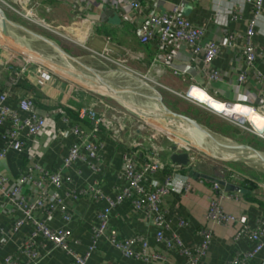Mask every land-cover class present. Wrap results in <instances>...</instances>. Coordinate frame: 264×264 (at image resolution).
<instances>
[{"label":"crops","instance_id":"0c3cea01","mask_svg":"<svg viewBox=\"0 0 264 264\" xmlns=\"http://www.w3.org/2000/svg\"><path fill=\"white\" fill-rule=\"evenodd\" d=\"M254 1L250 0V2L246 1V3L240 4V2L234 0H187L186 3L182 0H142V9L138 14H133L129 10L120 7L118 0H50L42 4L39 16L45 20L49 28L62 27L67 36L74 39L88 38L87 47L93 51L102 53L107 46L106 42H110L108 47L112 51L111 58L124 60L125 65L131 71L151 79L155 83L152 86L155 85L154 87H157L156 90L160 93L171 96H175L174 94L186 96L189 95L190 88L193 86L203 90L195 89L190 94L194 99L197 98V100L204 102L203 100L209 96L211 100L208 104L229 102L247 108L264 118L262 112L264 107V81H258V73L264 77V0L262 17L253 38L255 46L259 50L255 69L246 65L245 57L240 47L238 48L252 18L251 2ZM175 6H180L186 18L204 32L206 41L222 45L230 34L238 36L236 48L223 47L220 55L211 65L212 69L218 70L221 80L212 83L206 81L204 63L201 58L193 57L190 47H180L178 45L160 47L157 44L143 45L140 42L139 29L148 16L155 11L167 12ZM233 11L237 14L236 19L231 14ZM13 26L26 34L41 39V37L26 30L25 27L15 24ZM1 35L3 40L8 42L17 40V36L11 34L10 30H8V36H4L2 31ZM58 38L61 40L60 37ZM23 40L27 43L26 50L21 47L20 49L17 47L6 49L0 46V63H6L14 57V65L20 68L24 65L25 60L17 54H23L29 59L43 63L45 59L40 60L36 58L37 55L29 51L35 49L33 45H30L29 41ZM54 43L58 45L57 42ZM59 44L62 45L61 42ZM66 44L68 47H64L66 50L68 49L67 51L63 47L61 48L68 55L70 54L72 58L74 56H85L86 53L90 54L89 51L76 46L75 43L66 42ZM54 49L61 54L56 48ZM61 56L64 57L62 54ZM44 62H47V60ZM31 66L29 68L34 69ZM52 67L59 72V75L62 74L66 78L67 74L69 78L61 79L60 76H55L48 86L41 88L37 84L36 76L32 74L11 94L15 95L9 100L12 109H18L17 96L31 97L36 100L38 107L43 109L41 112L49 116L46 129L38 139L29 142L22 153L9 150L7 157L1 162L0 172L9 178L11 186L16 184L20 174L33 168V166L39 165L50 172H56L62 166L63 159L68 154L74 138L70 137L64 140L58 137V131L66 129L61 117L66 116L73 123H78V110L96 99V96L86 95L87 93L78 91L74 87L76 81L70 66L65 72L58 70L56 65H52ZM82 67L87 69L83 65ZM112 67L111 70L116 76L127 75L126 77H129V80L135 85L145 87L140 80L130 78L128 74H123L124 72L118 66L113 65ZM172 68H178L186 72V78L181 79L174 76L171 73ZM69 71L71 74L68 73ZM108 73L109 71L105 70L101 74ZM241 73L246 75L244 83L238 81V76ZM6 79L7 74L0 67V94L6 91ZM102 88H106L111 95L117 94L116 92L119 95L124 93L111 88L108 84ZM114 97L118 98L119 101L122 100L120 99L121 96L115 95ZM177 99L182 100L184 103H191L188 99L178 97ZM176 101L178 100L171 99L172 104H176ZM111 104L116 106L113 102ZM169 110L173 112L171 109ZM173 110L175 111L177 108L174 107ZM21 116L24 117L23 114ZM136 120V118H130L131 127L135 126ZM226 121L230 123V121ZM253 123L257 125L259 118L253 119ZM82 125L87 131L89 130L86 123ZM134 129H127L123 135L127 142L130 141L129 145L119 144L107 132L100 134L99 140L104 143V149L100 154L103 163L100 174H92L87 166L79 163L70 171L74 178L72 185L66 186L62 190L51 188L65 200L73 215L72 223L66 226L58 212L51 216L43 215L41 212L37 214L39 218L45 219L52 229L65 227L70 229L72 231L71 247L79 255H83L90 245L92 229L98 225V213L106 208L108 204L86 197L68 198L66 197L68 190L82 189L89 184L97 183L106 196L115 198L122 192L126 184L125 180L121 178L124 170V155L128 152H138L139 155L136 160L138 165L141 166L145 161V157L151 155L152 144L164 149L161 155L164 161L173 163L170 157L175 152V143L168 142L160 135H156L155 139L149 141L148 132L136 133ZM3 131V128L0 127V151L6 148L2 139ZM242 132L238 127L237 131L235 130L238 138L239 136L245 138ZM246 137L256 145V149L251 147L249 143L237 142V144L251 147L264 157V139L247 132ZM134 141L142 144L135 149L133 148ZM197 152L199 154L198 162L186 169L184 174L191 182L190 192L187 194H172L165 198L163 202V209L172 220L170 229L165 230L164 233L168 238H172L173 234L178 235L187 247L198 246L201 243L199 231L207 225L205 216L209 208V200L214 195L212 191L213 179L237 186L241 189L240 192H227L225 187L221 185L227 193L233 194L236 198L224 201L223 209L226 213L235 216L237 222L226 227H214L212 245L206 257L202 260V264H231L237 253L247 252L253 248V244L247 236H243L239 240L236 239V234L241 226H249L250 229L254 230L261 222H264V162L257 157L254 160L256 159L259 162H255L253 168H244L245 166L242 164L239 165L228 159H218L210 156L211 154H207L205 150ZM247 157H249V160L252 159L250 156ZM228 170L234 172L240 179L230 178L229 173H227ZM78 171H81V174H78ZM191 171H195L205 176V178L200 176L193 179L190 176ZM165 177V173L160 172L152 176L151 180L163 184ZM147 187H150L149 183ZM28 189L29 199L34 200V189L32 186H28ZM20 217H22L21 212L15 210L6 196L0 193V264H6V259L15 256L19 248L32 236L33 229L29 225H25L18 232H14V222ZM179 218L185 220L188 226L181 228L178 225ZM110 227L117 232L122 240L136 236L146 238L149 243V253L157 251L165 254L168 261L173 264H185L186 262V259L180 256L178 252L167 251L164 244L157 241V227L143 211L136 210L130 200H125L123 204L112 211ZM45 244V248L41 246V242L38 241L37 244L39 251L46 255L39 264H72V259L65 253L54 250L53 245L48 242ZM135 250L141 252L142 247L139 245ZM48 252L50 254L47 255ZM24 263L25 259L23 258ZM89 264H162V262L126 259L108 241L102 240ZM249 264H264V251Z\"/></svg>","mask_w":264,"mask_h":264},{"label":"built area","instance_id":"2783aa9c","mask_svg":"<svg viewBox=\"0 0 264 264\" xmlns=\"http://www.w3.org/2000/svg\"><path fill=\"white\" fill-rule=\"evenodd\" d=\"M46 1L50 0H0V8L4 11L5 15L6 12L10 11L17 18L38 26H47L45 20L39 17V10ZM234 1L240 2V4H244L246 1L250 2V0ZM182 2L186 3L187 0H182ZM118 4L133 14H138L142 9V0H118ZM251 5L252 18L242 38V43H240L238 48L240 47L245 57L246 65L249 68L255 69L259 50L255 46L253 38L262 17L263 0H255L251 2ZM231 14H233L235 19L237 18V14L234 11ZM51 29L55 35L66 40V42L75 43L76 46L89 51L95 59H103V61L105 60L111 65L118 66L130 78L140 80L145 86L150 87L152 84H155L151 79L131 71L125 65L124 60L111 58L112 51L108 47L110 42L107 41V46L104 51L99 53L87 47L88 38L82 40L74 39L67 36L62 27H52ZM204 37V32L186 18L180 6H175L167 12H152L139 29V40L143 45L153 43L160 47L168 45L190 47L193 57L201 58L204 63V77L206 81L208 83L217 82L221 80L220 73L218 70L212 69L211 65L220 55L223 47L230 49L236 48L238 36L236 34H230L222 45L206 41ZM17 55L22 56L25 60L24 65L20 68L14 65V57L6 63H0L1 69L7 74L5 81L6 91L0 94V127L4 130L2 139L6 146L5 149L0 151V164L7 157L9 150L22 153L29 142L38 139L46 129L47 119L49 117L39 110L36 101L31 97L17 96L18 109H12L9 105V100L11 97H15V95H11L13 90L18 88L32 74L36 76L37 84L41 88H45L52 82L55 76H59L58 73L54 72L53 68L51 69L46 64L29 59L23 54ZM30 66L34 69H30ZM88 71L92 76L95 75L97 77L99 75L97 71L90 68ZM171 73L181 79H185L187 76L186 72L178 68H172ZM238 81L239 83H244L246 81V75L244 73L239 74ZM258 81H264V77L259 73ZM74 87L78 91L85 93L90 91L94 93L92 95L96 96V99L89 105H84L78 110V123H73L66 116L61 117V121L66 125V129H60L57 133L58 137L64 140L70 137L74 138L73 143L69 147L68 154L63 159L62 166L56 172H50L39 165L33 166V168L20 174L16 184L12 186L10 185L9 178L0 172V193L5 195L13 208L22 214V217L16 219L14 222V232H18L25 225H29L33 229L31 238L19 248L15 256L6 259V264H23V258L25 259L24 264H39L46 255H43L39 251L37 247L38 241L41 242V246L44 248L46 247L45 243L48 242L53 245L54 250L65 253L72 259V264H89L102 240L108 241L126 259L142 260L145 262L156 260L162 262V264H173L168 261L165 254L157 251L149 253V243L146 238L136 236L122 240L119 238L117 232L110 227L112 211L123 204L125 200H130L136 210L143 211L147 218L152 220L157 227L156 239L158 242L164 244L167 251L178 252L180 256L186 259L185 264H202L203 258L206 257L212 245L214 227H226L237 222L235 216L226 213L223 209L224 201L236 198L233 194L227 193L219 183L214 182L212 186L214 195L209 200V208L205 216L207 225L199 231L201 243L198 246L187 247L178 235L173 234L172 238L165 236L164 231L170 229L172 224V220L168 217L167 212L164 211L162 206L165 198L172 194H187L192 188L191 182L184 174L186 173V169L198 162L199 154L195 152V146L190 144L181 145L174 140L176 144L174 153H186L189 160L187 166L164 161L160 155L161 152H164V149L153 144L151 145V155L145 157V161L141 166L138 165L136 160L139 155L138 152H128L125 154L123 157L124 170L121 178L125 180L126 184L122 192L115 198L106 196L97 183L89 184L82 189L67 191L66 197L68 198L77 199L79 197H86L108 204L106 208H103L98 213V225L93 227L91 243L83 255L77 254L72 249V231L70 229L67 227L52 229L48 226L45 219L39 218L37 215L39 212L47 216L58 212L62 220L66 223V226L73 222V215L65 200L58 193L51 190V188L62 190L66 186L72 185L74 178L70 174V171L79 163L87 166L92 174L97 175L101 173L103 163L100 154L104 149V143L99 140L100 134L107 132L116 142L122 145H129L123 135L127 129L132 130L133 128H135L136 133L148 132L149 141L155 139L156 135L160 134L172 139L164 130H156L152 125L145 124L141 120L143 118L141 115L147 111L144 112V110L133 105V107L137 108V111H135V108H128L116 97H110L108 94H103L94 89H86L79 84ZM154 88L152 90L156 94L157 102L164 108L162 104L163 97L156 90L157 88ZM159 89L162 90L161 88ZM195 89L201 90L191 86L189 95H174L178 98H184L190 100V102L198 103L190 99L192 97L190 94ZM108 99L119 103L124 110L111 104V101ZM120 99L123 98L120 97ZM221 104L227 107V109L237 106L229 102ZM262 112L264 114V107L262 108ZM22 114L24 117L21 116ZM131 117L137 119L134 127H131V123H129ZM165 120L167 121L166 118ZM85 123L89 127L88 131L83 128L82 124ZM148 127L156 131L151 133L152 131ZM249 131L264 139V129L258 131L255 127H252ZM141 144V142L134 141L133 148L137 149ZM160 172H164L166 175L163 184L151 180L152 176ZM227 173H229L230 178L235 180L240 179L230 170ZM78 174H81V171H78ZM148 183L150 187H147ZM28 186H32L34 189V200L29 199ZM178 225L184 228L188 226V223L179 218ZM243 236L249 238L253 244V248L247 252L237 253L231 264H249L264 251V222H261L254 230L250 229L249 226L242 225L236 234V239L239 240ZM139 245L142 247L141 252L135 250ZM48 254L50 253L48 252Z\"/></svg>","mask_w":264,"mask_h":264},{"label":"rangeland","instance_id":"374dc122","mask_svg":"<svg viewBox=\"0 0 264 264\" xmlns=\"http://www.w3.org/2000/svg\"><path fill=\"white\" fill-rule=\"evenodd\" d=\"M6 15H7V18L9 21H11L12 23H14L17 26L20 25L22 27H25L26 30L31 31V33L41 37V39L36 38L34 36H31L28 33L26 34L22 30L17 29L16 26L14 27L13 25L9 24L10 26H7V28H8V30L11 31V34H14L15 36H17L16 37L17 40L9 41V42L6 40H3V38H2L3 36L1 35L2 26H1V22H0V42H1L0 46H2V48L4 47L7 49L8 47L10 48V46H11V47H17L19 49L21 47V48H24L26 50L27 43H25L23 40V39H25V40L29 41L30 45H33V48H35V49L29 50V51L31 53H33L34 55H37L36 58H38L40 60H43V59L47 60V62H44L45 61L44 60L43 63L46 64L48 67L51 66L50 67L51 69L53 68L52 65L59 66V65H63V64L68 63L67 65H69L72 68V72L74 73L73 74L74 79L79 81L80 83L86 82L83 84L90 85V86H92V85L96 86L98 83L108 84L111 88H113L117 91H120V92L123 91L124 93L120 95L123 99H125L131 105H134V106L138 107L139 109L144 110V112L145 111L148 112V113L145 112V114L141 115L143 117L141 120L145 124L147 123L148 125L149 124L152 125L156 130L157 129L169 130V131H173L177 134L181 133L185 137L189 136V135H187V133H185L181 129V127L179 126L178 123L174 124V122H170L168 120L166 121L165 118L161 117L162 116L161 114H160L161 116L158 115L159 113L157 114L156 111H158L157 110L158 107L160 109L162 107L157 102L156 94L153 92L152 89H149L146 86L144 87L143 85L142 86L141 85H135L133 82H131L129 80V77H126L127 75H123L122 77L116 76L114 74V72H110V71H112L111 68H113L112 67L113 65L109 64L105 60L103 61V59H101V60L95 59L90 54L86 53L85 56L83 55L80 57L74 56L75 58L73 57V59H75V61H77L79 64L74 62L73 60L68 58L66 55H63L61 53L64 56V57H62L61 54H59L54 49L53 46L48 44V42H52V43L57 42L60 47H62V45H64L65 47L66 46L68 47V45L66 44V40H64L62 38L60 40L55 35V33L52 32L51 28H49L48 26H45V25L38 26V25L32 24V23L25 21V20L23 21L22 19L13 16L12 12H10V11L6 12ZM13 17H14V19H12ZM14 32H16V33H14ZM60 42L62 45L59 44ZM6 45L7 46L9 45V46L7 47ZM77 50L78 49L76 48V51ZM40 57H42V58H40ZM63 58L66 60H63ZM54 60L56 62H54ZM82 65L84 67H87V69L83 68ZM89 68L97 71L98 72L97 74H99L101 76L100 77H99V75L97 77L95 75L92 76L91 73L88 71ZM67 69H68V67H66V70ZM53 70H54V68H53ZM105 70L109 71V73L108 74H101V73L105 72ZM54 72L59 74V72H57L56 70H54ZM59 76L61 79L65 78L62 74H60ZM65 79H68V78H65ZM76 83L74 82V84H76ZM82 83H81V86H85V85H82ZM78 84L79 83H77L76 85H78ZM86 87L87 86H85L84 88H86ZM150 87L154 88V86H150ZM93 88H96V87H93ZM93 88H91V89H93ZM156 88L157 87H155L154 89H156ZM97 91L102 92L103 94L111 95L110 92L106 88L98 89ZM87 93L94 94L90 91H87ZM116 93L118 95L114 93L113 96H115V95L119 96V93L118 92H116ZM174 97H176V96H174ZM190 99H192V100H194L200 104L192 103V102L191 103H188V102L184 103V102H181L180 100L176 99V100H178V101H176V104L178 105V108H180V113L183 111H185V113L187 112L186 117H188L194 121L196 120V122H197V120L200 121L201 119L199 117H197L196 115L198 114V112H201L203 114L204 119H205V120H203V118H202V120H201L202 121L201 123H203V125H206V122H205L206 120H208V123L211 125H218V124L222 123L223 119H226V120L230 121V124H232L235 127H238L241 131H243V133L245 134V137H246V132L250 133L249 129L252 128V125L246 119H241L237 116L226 115L223 112H219V111L209 107L208 102L211 100L209 96H207V98H205L203 100L204 102L197 100V98L194 99V97H190ZM108 100L113 102L118 108L124 110L123 107L121 105H119V103H117L116 101H113L111 99H108ZM162 104H163V102H162ZM202 104H204V105H202ZM165 106L169 109L167 104H165ZM162 109H164V108H162ZM159 112H160V110H159ZM127 113H129V112L127 111ZM174 113H176V112H174ZM157 117H160V118H157ZM203 125H201V126H203ZM203 127L205 129H207L210 134H212V137L219 139L223 143L226 142L225 144H227L228 146L232 145L233 147H235L236 145H238L237 141H235L233 139L231 140V139L226 138V137H224V136H222L216 132H213L212 130L206 128L205 126H203ZM148 128H150V130L153 133L156 131L155 129H153L151 127H148ZM160 136L165 138V140H167L168 142L171 141L174 143V140L166 137V135L160 134ZM254 142H256V141H254ZM128 143L130 144V141ZM203 144L207 147L208 151L207 150L206 151H207V154H209V155L211 154L210 156H214L218 159H228V160H230L234 163H237L239 165L242 164L243 166H245L244 168H247V167L253 168V166H255V162H257V163L259 162L256 159L255 160L254 159L249 160V157H247V156H250L252 154L250 153V155H249L247 153L248 151L245 152L246 154L243 153V156L233 157V155H234L233 153L238 152V151H234V150L229 149V148H224V147L219 146V145H211L208 143H203ZM251 145L256 147V145H254V143H252V142H251ZM194 149H197V150H195V152L200 150L196 146L194 147ZM219 149H221V150H219ZM222 149H224V150H222ZM200 151H202V150H200ZM162 154H163V152H161L160 155H162ZM251 157H253V156H251ZM253 158H255V157H253Z\"/></svg>","mask_w":264,"mask_h":264},{"label":"bare ground","instance_id":"6f19581e","mask_svg":"<svg viewBox=\"0 0 264 264\" xmlns=\"http://www.w3.org/2000/svg\"><path fill=\"white\" fill-rule=\"evenodd\" d=\"M15 27V26H14ZM15 51V50H14ZM15 52H17V51H15ZM40 53V52H39ZM60 60V59H59ZM63 60H66V59H64L63 58ZM54 62H56L55 60H54ZM62 62V61H61ZM68 64V63H67ZM67 64H63V65H59V66H57L56 65V67H57V69L58 70H62L63 72H65L66 71V67H68L69 65H67ZM72 71V70H71ZM69 74H71L70 73V71L68 72ZM100 77V76H99ZM66 78H69V75H67L66 74ZM71 78V77H70ZM77 83H79L80 85H81V83L79 82V81H77V80H75ZM83 83H86V82H83ZM82 83V85H85V86H87L88 88H93V87H96V88H93L94 90H98V89H100V88H102L104 85H106V84H101V83H98L96 86L95 85H92V86H90V85H86V84H83ZM85 86H83V87H85ZM86 87V88H87ZM118 95V94H117ZM151 100V99H150ZM128 108H130V109H134L135 107H133L129 102H127L126 100H124V99H122L121 100ZM216 102V101H215ZM217 103H219V102H217ZM220 104V105H219ZM219 104H215V103H210V104H208L209 105V107H211V108H213V109H215V110H217V111H219V112H223L224 114H226V115H230V116H237V117H239V118H241V119H246L250 124H252V126H254L255 128H256V130H258V131H261L262 129H263V125H264V118H262V116H259V115H257V114H255L254 112H252V111H250V110H248L247 108H244V107H241V106H236V107H232L231 109H227V107H225V106H223L221 103H219ZM148 110V109H147ZM158 113L159 114H161V115H165L166 117V119L168 120V121H170V122H174V124L175 123H178L179 124V126L181 127V129L185 132V133H187V135H189L188 137H185L183 134H177V133H175V132H173V131H169V130H164V132H166L173 140H175L177 143H180L181 145H186V144H190V145H192V146H196L198 149H202V150H204L205 149V151L207 150V147L203 144V143H208V144H211V145H219V146H222V147H224V148H229V149H232V150H234V151H238V152H234L233 154V157H235V156H243V153L244 154H246L245 152H247V151H242V150H240L239 151V149H236V147H233L232 145L231 146H228L227 144H225V143H223V142H221L219 139H217V138H214V137H212V136H210V135H208V134H206V133H204V132H202V131H200L199 129H197V128H195L194 126H192L191 124H189L187 121H185V120H183V119H172V118H169V117H167V114H168V112H166L164 109H160L159 107H158ZM159 110H160V112H159ZM135 111H137V108H135ZM255 118H259V123L257 124V125H254V123H253V119H255ZM203 142V143H202ZM209 149V148H208ZM219 150H221V149H219ZM222 150H224V149H222ZM208 151V150H207ZM249 155H250V153L252 154V155H250V157L251 156H253V157H255V158H257V156L253 153V152H250V151H248L247 152ZM253 157H251L252 159H254Z\"/></svg>","mask_w":264,"mask_h":264},{"label":"water","instance_id":"95a60500","mask_svg":"<svg viewBox=\"0 0 264 264\" xmlns=\"http://www.w3.org/2000/svg\"><path fill=\"white\" fill-rule=\"evenodd\" d=\"M0 19H1V26H2V33L4 36H8V28L7 26L10 24V25H13L14 23H12L11 21L8 20V18L6 17L4 11L0 8ZM43 39V38H42ZM48 44L52 45L54 48H56L60 53H62L63 55H66L68 58H70L71 60H73L74 62L78 63L77 61H75V59H73L71 56H69L61 47H59L57 44L55 43H52V42H48ZM79 64V63H78ZM110 97H114L113 95H109ZM115 98V97H114ZM164 109L166 112H168L167 114V117L169 118H173V119H183L185 121H187L189 124H191L192 126H194L195 128L199 129L200 131L212 136V134L209 133V131L207 129H205L203 126H201L199 123H197L196 121L184 116V115H181V114H177V113H174V112H171L167 107L164 106ZM162 117H166L164 114L162 115ZM236 149H239V150H246V151H250V152H253L258 158L259 160L263 161L264 162V158L263 156L261 155L260 152H258L257 150L251 148V147H248V146H244V145H236L235 146ZM171 161L175 164H178V165H182V166H187L188 165V155L186 153H173L170 157ZM190 176L193 178V179H197L198 177L202 176L203 178H205V176L203 175H200L198 174L197 172L195 171H191L190 172ZM213 182L215 183H219L220 185L224 186L225 187V190L227 192H233V191H236V192H240L241 189L237 186H234L232 184H227L225 182H222L220 180H217V179H213Z\"/></svg>","mask_w":264,"mask_h":264},{"label":"trees","instance_id":"16d2710c","mask_svg":"<svg viewBox=\"0 0 264 264\" xmlns=\"http://www.w3.org/2000/svg\"><path fill=\"white\" fill-rule=\"evenodd\" d=\"M64 49H65V51H67L66 50V48L64 47V45L62 46ZM63 72V71H62ZM161 95H162V97H163V103L164 104H167L168 105V107H169V109H171L173 112H176V111H178L177 113H179V114H182V115H184V116H186L187 115V112L185 113V111H183V112H181L180 113V108H178V105L177 106H175L176 104H172L171 103V99L173 100H176L177 98H175L174 96H171V95H169V94H166V93H161ZM178 100H180V99H178ZM36 101V100H35ZM181 102H183L182 100H180ZM174 107H176L177 108V110H173V108ZM39 108V110L41 111V110H43V109H41L40 107H38ZM197 117H199L201 120H202V118H203V120H205L204 119V117H203V114L201 113V112H198V114L196 115ZM199 121V120H197V122L199 123V124H201V125H203V123H201L202 121ZM196 121V120H195ZM206 122V125H203V126H205L206 128H208V129H210V130H212L213 132H216V133H218V134H220V135H222V136H224V137H226V138H229V139H233V140H235V141H237V142H242V143H249L250 144V146L251 147H253V148H255V146H253V145H251V142L248 140V138L247 137H245L244 138V136L243 137H240L239 136V138L236 136V134H235V130L237 131V127H235V126H233L232 124H230L229 122H227L226 120H222V123L221 124H218V125H211V124H209L208 123V120H206L205 121ZM243 133V132H242ZM244 134V133H243ZM245 135V134H244ZM243 138V139H242ZM256 142H259V141H256ZM256 149V148H255ZM228 176V175H227ZM229 178V177H228Z\"/></svg>","mask_w":264,"mask_h":264}]
</instances>
